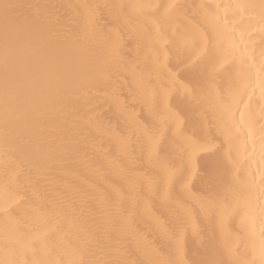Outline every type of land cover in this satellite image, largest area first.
<instances>
[{
  "label": "snow or ice",
  "instance_id": "6c2138e0",
  "mask_svg": "<svg viewBox=\"0 0 264 264\" xmlns=\"http://www.w3.org/2000/svg\"><path fill=\"white\" fill-rule=\"evenodd\" d=\"M131 7L151 5L0 0V157L5 182L0 264H264V227L258 241L254 233H238L243 249L227 251L216 228L225 222L230 227L237 218L247 228L251 219V202L241 206L235 197L232 161L220 140L231 113L223 84L240 78L251 87L255 70L264 99V46L258 53L241 50L220 28L219 18L208 14L195 35L187 31L183 42L175 35L167 38L166 63H161L150 32L134 27L139 17L129 12ZM169 7L179 13L209 6ZM236 7L258 16L264 37V0ZM125 31L137 38L135 56L121 52L114 42L115 33ZM165 35L162 31L158 39ZM146 47L155 54L154 61L152 56L140 60ZM129 71L140 75L134 92L148 97V118L141 132H119L126 139L121 141L124 154L116 157L115 180L105 161L111 150L96 151L93 122L104 118L97 114L98 101ZM10 172H15V191L24 196L23 211L10 204ZM141 172L153 184L154 195L159 196L162 185L167 189L160 201L164 211L156 251L164 256L174 241L186 244L191 239L202 249L201 259L177 261L168 253L166 259L132 260L125 255L128 237L121 221L137 210L143 187L135 204L121 202L120 214L111 213L107 205L117 191L128 195L124 181H133L135 191L132 174ZM197 183L199 188L194 187ZM260 192L264 195V187ZM49 225L55 228L48 230ZM65 225H71L72 239H58ZM29 251L32 260L18 258ZM42 251L44 258L39 257Z\"/></svg>",
  "mask_w": 264,
  "mask_h": 264
},
{
  "label": "bare ground",
  "instance_id": "6f19581e",
  "mask_svg": "<svg viewBox=\"0 0 264 264\" xmlns=\"http://www.w3.org/2000/svg\"><path fill=\"white\" fill-rule=\"evenodd\" d=\"M20 2V0H12ZM25 2L39 4H57V5H76V4H103L108 0H25ZM115 3H127L133 6L151 5V7L140 8L131 7L129 12L139 17L134 27L143 28L150 32V43L160 49V61L166 63L164 47L167 38L176 36L178 41L183 42L185 33L191 31L195 35L199 25L205 22V17L210 14L215 20L219 18L220 28L227 32L228 39L238 45L241 50L247 48L249 52L255 49L256 53L262 45L264 39L260 32V23L258 16L242 10L237 5L247 3H258L259 0H113ZM184 5H207L208 8L196 9L188 8L176 13L169 7L174 4ZM61 14L64 9H61ZM89 10L85 9L87 15ZM105 16L109 13L106 11ZM164 23L158 21L165 20ZM166 33L164 39H158L161 32ZM114 42L119 50L123 53H131L133 56L137 52V38L131 31H125L123 35L120 32L115 33ZM146 56H152L153 61L155 54L150 48H145L141 53L140 60ZM127 59V56L124 57ZM258 60V57H257ZM139 62V61H138ZM126 77V78H125ZM155 79V76H153ZM140 80L139 73L133 74L129 71L118 78L113 87L98 101L101 105L97 114L103 113L104 118L100 122H93V128L98 139L95 142L96 151L100 154L107 153L111 150L112 155L105 157L109 166L112 179L118 180L116 173L119 171L117 156L124 154L123 139L119 135L121 130L131 129L137 132L144 130V120L148 118L147 102L148 97L143 94L137 95L134 89L138 86ZM253 88L255 89L253 93ZM223 95L225 101L231 105L229 115V126L225 134L220 135L223 142V152L229 155L232 161L230 175L236 179L235 197L244 206L248 201L251 202L252 214L247 228H241L239 218H237L229 227L225 222L221 229L219 223L216 224L217 233L219 234V243L225 251L229 247H240L243 245L237 239V235L245 232L254 233L257 241L261 228L264 227V215L261 214V207L264 206V195L260 189L264 187V114L261 113V106L264 105V99H261V88L253 71L251 87L247 86V81L237 78L232 82L225 81L223 84ZM251 97V99H249ZM109 120L111 123L109 124ZM3 158L0 157V197L4 192V177L2 174ZM145 166L147 156H145ZM102 175V173H101ZM136 190H131L130 185L133 181H124L125 191L128 195L115 192L114 199L107 205L108 210L113 214L122 212L121 202L135 204L137 194L143 187L144 196L139 198V205L135 212L123 216L121 228L123 233L128 237L124 242L125 255L132 260L144 259L146 256L153 258H167L170 253L172 258L180 260H198L203 256V251L191 239L187 243L174 241L171 247H165V255L161 256L156 250L160 247V214L163 209L160 208V201L166 194V186L162 185L159 196L154 195V186L143 173L132 174ZM99 178V177H97ZM15 172H10L8 182L13 185V191L8 195L12 197L10 204L12 207H18L21 211L25 209L23 203L24 196L22 193L15 191L17 187L14 183ZM107 185L106 181H101ZM181 186H177L179 190ZM195 188H199L197 183ZM2 202V201H0ZM2 215V213H0ZM207 223V222H205ZM209 228L211 225H207ZM55 225H49L48 230H53ZM64 235L71 236V225H65L64 231L58 236V239ZM45 252H40L39 257L44 258ZM19 259L32 260L31 251L27 254H21ZM54 258V257H53Z\"/></svg>",
  "mask_w": 264,
  "mask_h": 264
}]
</instances>
